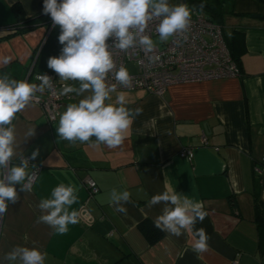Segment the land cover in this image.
I'll list each match as a JSON object with an SVG mask.
<instances>
[{
    "label": "crops",
    "instance_id": "obj_1",
    "mask_svg": "<svg viewBox=\"0 0 264 264\" xmlns=\"http://www.w3.org/2000/svg\"><path fill=\"white\" fill-rule=\"evenodd\" d=\"M42 5L43 0H0V76L25 81L33 67L28 83L37 84L35 75L51 70L48 59L62 53L61 30L42 13ZM221 25L242 75L174 84L161 96L145 90L112 93L106 103H114L122 92L126 108L142 109L116 149L95 143V137L89 142L63 140L56 132L60 115L49 125L33 104L17 113L9 161L30 159L39 150L30 161L41 171L31 192L15 185L19 199L9 202L0 217V264H20L19 258L7 259L18 246L46 253L45 264H264L254 220L255 194L264 203V0H235ZM5 57L11 58L7 65ZM56 75L60 84L79 88L78 81ZM73 94L75 99L67 100L60 114L90 93ZM29 128H35L32 137H26ZM204 131L207 147L200 143ZM183 149L191 150L193 158H181ZM87 178L99 188L92 199L84 187ZM60 184L74 188L78 199L70 211L78 213L84 206L94 220L91 226L70 224L61 235L54 226L38 222L50 212L38 207L40 201L51 198ZM166 184L202 203L207 216L192 231H206L207 251H193V234L184 229L179 237L159 229L163 237L154 244L141 234V223L155 225L163 214L164 202L149 206V201ZM124 191L130 193L129 201L113 200V194ZM119 206L127 212H118Z\"/></svg>",
    "mask_w": 264,
    "mask_h": 264
},
{
    "label": "clouds",
    "instance_id": "obj_2",
    "mask_svg": "<svg viewBox=\"0 0 264 264\" xmlns=\"http://www.w3.org/2000/svg\"><path fill=\"white\" fill-rule=\"evenodd\" d=\"M42 13L50 16L52 22L59 26L61 34L58 40L64 45L59 57L48 59L47 67L63 81L79 82L78 89L71 85L65 86L59 94L75 92L79 96L90 93L78 103L69 104L60 114L59 126L56 128L58 136L70 142H89L95 137V143L116 149L123 144L134 116L139 115L142 109L136 108L133 112L126 108L127 101L122 92L117 94L114 103H106L112 99L111 94L117 92V85L107 82L108 74L116 69L113 53L109 49L127 52L135 46L136 36L139 35L142 50L152 53L155 47L153 40L141 35L149 21L163 17L155 31L159 39L164 41L187 30L192 9L186 4L170 6L168 0H43ZM110 38L113 39L112 44L108 43ZM10 62V57L2 60L5 65ZM114 78L122 87L130 85L129 72L123 66L114 71ZM36 79L40 81L38 85L10 79L7 75L0 76V217L8 211L9 202L16 203L19 199L15 185H21L20 191H32L27 160L8 170L7 183L3 169L14 155L15 129L12 121L17 113L30 105L35 93L53 89L48 75L39 74ZM34 134L35 128H29L26 137ZM38 155L39 150L33 151L30 159L35 160ZM26 179L28 183H25ZM165 189L149 201V206L165 203L163 214L156 218L155 227L177 237L184 229L193 234V251H207L210 237L206 231L203 228L194 233L192 231L197 220L203 222L207 216L202 203H194L188 196L177 194L168 184ZM129 198L128 191H124L121 196L113 194L114 201L127 202ZM77 199L73 187L60 184L52 190L51 198L40 201L38 207L50 212L41 215L38 222L54 226L57 233L65 234L70 224L78 223L77 211H70ZM117 211L126 213L127 209L119 206ZM17 258L20 264H45L46 253L36 248L18 246L7 254L10 261H17Z\"/></svg>",
    "mask_w": 264,
    "mask_h": 264
},
{
    "label": "built area",
    "instance_id": "obj_3",
    "mask_svg": "<svg viewBox=\"0 0 264 264\" xmlns=\"http://www.w3.org/2000/svg\"><path fill=\"white\" fill-rule=\"evenodd\" d=\"M162 18H154L149 21L147 29L141 35H147L151 39L159 37L155 27ZM130 31L136 30L130 29ZM108 43L112 44L113 39L110 38ZM109 50L113 53L116 69L108 74L107 82L110 85H117V91L145 90L151 95L161 96L169 86L174 84L227 80L242 75L228 48L222 25L211 21L206 15L194 9H192L187 30L170 37L168 44L163 48L154 47L152 53L145 52L139 44V35H137L135 46L127 52L115 48ZM154 57H159V59H154ZM121 66L127 70L131 67L135 68L134 71H128L131 78L128 87L120 86L114 78V71ZM32 72L33 67L28 70L25 81L28 82L33 74ZM42 74L50 77L53 89H46L41 96L34 95L30 104L39 107L47 123L52 125L57 122L64 103L67 100L75 99V96L73 93L59 94L63 87L67 85L60 84L57 81V75L53 70H48ZM38 75H35L37 84L40 83L36 79ZM4 127H9V125ZM200 143L204 147L208 146L205 131L200 135ZM180 157L190 160L193 158V152L183 149L180 152ZM24 160L28 161V166L31 168L29 174L31 175L32 187L34 186L41 167L32 164L26 156H20L14 161L8 162L5 166L3 175L6 183L8 170L13 166H20ZM261 163V167H263L264 154ZM255 172L261 174L262 168L257 167ZM25 183H28L27 179ZM84 187L87 189L88 199L94 198L99 193V188L92 179H85ZM78 222L86 226H91L94 222L84 206L78 212Z\"/></svg>",
    "mask_w": 264,
    "mask_h": 264
},
{
    "label": "trees",
    "instance_id": "obj_4",
    "mask_svg": "<svg viewBox=\"0 0 264 264\" xmlns=\"http://www.w3.org/2000/svg\"><path fill=\"white\" fill-rule=\"evenodd\" d=\"M180 1L181 4H186L190 9H194L203 13L211 21L220 25L222 24V20L224 16L233 11V6L235 3V0H180ZM201 5H203L202 9H201ZM14 11L15 13L19 14L18 13L19 10L17 8H14ZM237 65L239 66L238 63ZM254 213H255V218H254L255 225L258 233L259 248L261 249L262 254L264 256V203L262 202L258 194L257 195L255 194L254 196ZM139 230L150 244L156 243L163 237V233L158 228H156L151 221L148 220L144 221L139 225Z\"/></svg>",
    "mask_w": 264,
    "mask_h": 264
},
{
    "label": "rangeland",
    "instance_id": "obj_5",
    "mask_svg": "<svg viewBox=\"0 0 264 264\" xmlns=\"http://www.w3.org/2000/svg\"><path fill=\"white\" fill-rule=\"evenodd\" d=\"M168 3H169L170 6H175V5L181 4V1L180 0H168ZM152 40L154 42L155 47L163 48L166 44H168L170 38L167 39V40L161 41L159 39V37H156V38H154ZM129 70L130 71H134V68H130V69H128V71Z\"/></svg>",
    "mask_w": 264,
    "mask_h": 264
},
{
    "label": "bare ground",
    "instance_id": "obj_6",
    "mask_svg": "<svg viewBox=\"0 0 264 264\" xmlns=\"http://www.w3.org/2000/svg\"><path fill=\"white\" fill-rule=\"evenodd\" d=\"M207 135V134H206ZM11 161H9V163H10Z\"/></svg>",
    "mask_w": 264,
    "mask_h": 264
}]
</instances>
